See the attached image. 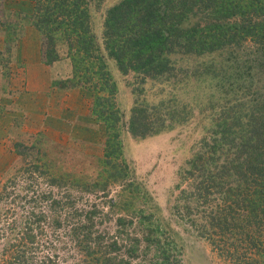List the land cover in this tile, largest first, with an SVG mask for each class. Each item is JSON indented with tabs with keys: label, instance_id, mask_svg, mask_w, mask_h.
Returning a JSON list of instances; mask_svg holds the SVG:
<instances>
[{
	"label": "trees",
	"instance_id": "1",
	"mask_svg": "<svg viewBox=\"0 0 264 264\" xmlns=\"http://www.w3.org/2000/svg\"><path fill=\"white\" fill-rule=\"evenodd\" d=\"M33 1L32 19L42 34L43 61L52 64L62 58L57 42L63 40L76 70L65 85L75 81L73 86L100 90L93 112L106 125L110 172L104 180L92 182L51 173L47 191L29 182L24 190L35 188L30 211L35 222L24 227L23 235L30 240L11 246L12 256H4L0 263L184 264L176 234L155 211L140 208L117 214L119 203L113 197L106 200L107 209L105 202L86 203V207L81 203L85 192L109 193L111 184L135 192L129 165L122 159L123 113L116 83L106 65L99 66L97 73L96 66L92 68L99 56L94 55L98 45L88 0ZM2 5L5 0H0V10ZM7 23L0 20V26ZM103 42L124 73L133 71L142 81H164L162 92L170 86L168 93L178 97L181 84L218 73L217 65L205 61L192 69L178 64L184 58L230 52L228 68L239 72L234 80L241 67L264 68V0H122L107 13ZM81 66L86 69L80 71ZM241 85L233 87L231 94H220L214 103L218 110L213 112L214 126L181 172L186 185L178 192L174 208L184 223L210 241L226 264H264V78ZM187 113L173 99L153 104L137 99L128 130L135 137H147L173 128ZM44 169L39 174H49ZM176 186L180 188L181 182ZM7 190L6 198L11 196ZM22 195L29 201L28 194ZM48 229L51 240H36ZM39 242L41 248H49L42 249L41 256L34 252Z\"/></svg>",
	"mask_w": 264,
	"mask_h": 264
},
{
	"label": "rangeland",
	"instance_id": "2",
	"mask_svg": "<svg viewBox=\"0 0 264 264\" xmlns=\"http://www.w3.org/2000/svg\"><path fill=\"white\" fill-rule=\"evenodd\" d=\"M121 1L88 0L87 5L92 33L98 45L94 55L101 58L100 60L99 57L96 59L98 63L94 64L92 68L94 70V66H96V72L99 66L106 65L116 83V99L123 113L122 159L129 165L128 177L129 180L135 182V192L111 184L108 187L109 193L103 191L85 192L84 201L82 199L81 203L86 207V203L105 202L107 209L109 204L106 203V200L113 197L119 203L117 214L123 215L129 209L138 210L140 208L148 212L155 211L157 216L176 234L175 241L181 248L184 264H226L225 260L214 251L207 238L201 236L195 227L180 219L174 204L178 192L186 185L181 179L183 168L187 166L196 145L214 126L213 112L217 113L218 111H215L214 103L219 102L220 94L232 92L233 87L245 85L251 79L257 83L263 81L264 68L256 64L252 71L247 67H241V75L237 80H234V76L237 77L239 72L228 68L230 66L228 60L233 58L230 52H218L201 58H184L183 62L180 61L178 64L190 66L192 69L205 61L208 64L217 65L215 67H217L218 73L208 77L195 76L191 78L190 83L180 85L179 96L172 97L168 93L170 86L162 92V89L166 88V82L160 80L155 82L152 79L142 81L140 76L133 71L124 73L117 61L110 55L109 50L105 49L103 42L105 19L108 11ZM34 6L33 0H5V5H2V10H0V20L9 22L0 26V100L4 97L10 98L15 94L10 78L16 71V65L26 67L25 63L23 65L16 62L14 54L9 58L10 53L7 51L17 47L21 40H24L28 34L30 35L28 30H35L38 33V45L41 47L42 57V34L35 23L33 24L32 19ZM3 10L6 13L5 17H2ZM34 39L36 41V36ZM57 43L56 45L62 53L60 60L65 61L64 64H68L67 76L71 78L76 72L73 58L67 55V46H64L63 40L60 39ZM74 43L77 45L76 40ZM85 69L84 66H81L80 71ZM62 72L65 73L64 68H62ZM21 74L25 82L28 78L27 72L21 70ZM66 83L67 86L65 81H53V89L57 94L43 93L39 106L37 100L33 101V95L28 96L31 98L30 100L19 101L24 107L27 103L28 108L26 107V109L20 106V110H13L8 108L12 107V104L8 106L9 104L5 100L4 102L0 101V262L4 256H12L11 246L22 240H30L23 235L24 227L28 223L35 222V218L30 214L34 207L31 200L35 188L24 190L29 182L30 184L34 182L39 191H47L50 189L48 180L52 174L57 176L69 174L70 177H76L79 181L92 182L104 180L110 172L107 171L109 164L106 156V125L93 112L94 103L96 97L100 95V90L99 88L73 86L75 81ZM138 87H141L142 90ZM60 89H65L67 93L60 95ZM46 95H50L54 99L52 102L57 103L56 108L49 109L54 111L53 114L56 112L57 115L59 113L66 115V121L59 120L58 116H51L49 117L50 121L47 122L45 118L38 117L37 113H32L35 106L39 107L38 109L41 106L40 111H45L46 101L44 98ZM62 95L67 99V110L64 109L61 112L58 107L64 100ZM228 96L230 95L228 94ZM137 99L150 104L158 103L161 99H165V101L173 99L184 106L188 116L173 128L147 137H135L128 130V121L131 109ZM69 100H72L70 105H68ZM62 106L64 105L62 104ZM15 113L20 116L14 117ZM36 164L40 165L39 170L35 169ZM42 168L48 169L49 174H39L42 172ZM179 182H181L180 188L176 186ZM5 188L8 189L7 192L11 191V194L9 193L11 196L7 198L8 194H5ZM23 193L28 194L29 201L22 199ZM106 194L108 196H105ZM13 197L15 203H13ZM110 224L113 227L114 223ZM50 235L51 231L48 229L44 236L36 238V240H51ZM40 245L41 242L35 244L34 248V252L38 256L43 255L44 250H49L48 246L44 245L41 248ZM42 249L44 250L42 251ZM64 252L60 251L65 258L71 260L72 257Z\"/></svg>",
	"mask_w": 264,
	"mask_h": 264
},
{
	"label": "crops",
	"instance_id": "3",
	"mask_svg": "<svg viewBox=\"0 0 264 264\" xmlns=\"http://www.w3.org/2000/svg\"><path fill=\"white\" fill-rule=\"evenodd\" d=\"M28 32L30 33V35L28 34V36H26V38L24 40H21L20 44L17 47L7 51L8 53H10V55L8 54L9 58H11L10 56L11 55L13 56V54H14V57H15L17 63H22V64L25 63L26 64V67H19L18 65H16V68H15L16 71L13 73L14 75H12V78H10L12 81V85H13L12 88L15 90V94L13 96H11L10 98H6V97L2 98L3 101L0 100L1 102H4V100H5V102L7 104H9L8 106H10L12 104L13 106L8 107V108H12L13 110H17V109L20 110L21 107H23V109H26V107L28 108L27 103L24 107L20 104L19 101L20 100L25 101L26 99L30 100L31 98L28 97L30 95H33V101L37 100V102H38L37 105L39 106V103L41 104V101H42V97H43L42 94L43 93L51 92V94H53V95L57 94V92H54L55 90L53 89V85H52L53 81H61V80L64 81L68 78V76H67L68 64H64L66 62L61 61V60H58L52 64L44 63L42 60V57H41V47H40V45H38L39 44L38 43V41H39L38 33L35 32V30H28ZM35 36H36V41L34 39ZM22 37H21V39H22ZM2 42H4V41H2ZM2 49H3V47H2ZM19 68H21V69H19ZM62 68L65 69V73L62 72ZM21 70H23L24 72H27L28 78L25 82H24V79H22L24 77H21L22 74L20 75ZM23 91H24V93H23ZM59 93H60V95L61 94L65 95L67 93V91H65V89H60ZM64 95H62V97H64V100L61 101V103L64 106H62V104L60 103V106L58 107L61 110V112L64 109L67 110V105H66L67 99L65 98ZM76 99H77V97H76ZM44 100L46 101L45 111L44 112L40 111L41 106H40V109H38L39 107L35 106L32 109V113L33 112L37 113L38 117L45 118V121H47V122L50 121L49 117H51V116H54V117L58 116L59 120L63 119L64 121H66V118H67L66 115H64L62 113H59L57 115L56 112H55V114H53L54 111H51L49 109L51 107L54 109L57 106L56 102L55 103L52 102L54 99L51 98L50 95L49 96L46 95ZM48 101H50V102H48ZM71 101L72 100H69L68 105H70L72 103ZM14 102H15V104H14ZM46 111H48V112H46ZM16 116L18 117V116H20V114L15 113L14 117H16Z\"/></svg>",
	"mask_w": 264,
	"mask_h": 264
}]
</instances>
